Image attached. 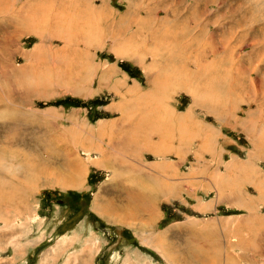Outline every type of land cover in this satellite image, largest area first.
<instances>
[{
	"label": "rangeland",
	"instance_id": "rangeland-1",
	"mask_svg": "<svg viewBox=\"0 0 264 264\" xmlns=\"http://www.w3.org/2000/svg\"><path fill=\"white\" fill-rule=\"evenodd\" d=\"M0 187V264H264V0H7Z\"/></svg>",
	"mask_w": 264,
	"mask_h": 264
},
{
	"label": "bare ground",
	"instance_id": "bare-ground-1",
	"mask_svg": "<svg viewBox=\"0 0 264 264\" xmlns=\"http://www.w3.org/2000/svg\"><path fill=\"white\" fill-rule=\"evenodd\" d=\"M6 1L7 0H0V8L2 7V6H4L5 5V3H6ZM7 6V5H6ZM126 42V41H125ZM120 44V43H119ZM118 46V45H117ZM120 46V45H119ZM122 46H124V45H122ZM124 47H127V45L126 46H124ZM127 49H128V47H127ZM125 51V50H124ZM126 53V52H125ZM124 53V54H125ZM184 61V60H183ZM181 65V64H180ZM181 67V66H180ZM161 68V67H160ZM174 68V67H173ZM185 68V67H184ZM158 69V68H157ZM162 70H163V68H161ZM164 69H166V68H164ZM160 70V69H159ZM157 72H158V70H156ZM180 71V70H179ZM185 71V70H184ZM186 73L188 74V72L186 71ZM155 74H156V72H155ZM158 74V73H157ZM161 74H162V72H161ZM174 74V73H173ZM182 74V73H181ZM186 74V76H188ZM197 74V75H196ZM194 76H198V72L196 73ZM163 75V74H162ZM165 75V74H164ZM171 75V74H170ZM180 75V74H179ZM192 75V73L190 74V76ZM152 76H154V75H152ZM159 76V75H158ZM175 76H177V75H175ZM174 76V77H175ZM182 76V75H181ZM169 77V76H168ZM171 77V76H170ZM174 77H171V78H173V79H175L176 80V78H174ZM177 77H179V76H177ZM154 78V77H153ZM152 78V79H153ZM162 78V77H161ZM163 78H164V76H163ZM184 78V77H183ZM191 78V77H190ZM200 78V77H199ZM151 79V80H152ZM169 80H170V78H168ZM189 78H187V80H188ZM192 79H193V77H192ZM191 79V80H192ZM163 80V79H162ZM185 80V79H184ZM183 80V81H184ZM186 80V81H187ZM193 80H195V79H193ZM200 80V79H199ZM158 81H160V80H158ZM177 81V80H176ZM189 81V80H188ZM196 81H198V80H195V85H196ZM163 82V81H162ZM185 82V81H184ZM192 82V81H191ZM159 83V82H158ZM167 83H169V81H167ZM177 83V82H176ZM157 84V83H156ZM161 83H159V85H160ZM183 84V83H182ZM185 84V83H184ZM183 84V85H184ZM188 84V83H187ZM158 85V84H157ZM169 85V84H168ZM186 85V84H185ZM189 85V84H188ZM194 85V86H195ZM167 86V85H166ZM170 86V85H169ZM193 86V85H192ZM165 87V86H164ZM187 87V86H186ZM201 87V86H200ZM184 88V87H183ZM188 88H191V87H187V90H188ZM202 88V87H201ZM192 89L194 90V87H192ZM191 91V90H190ZM194 92V91H193ZM203 92V91H202ZM201 93V92H200ZM194 94V93H193ZM196 96V95H195ZM202 96V95H201ZM174 114V113H173ZM160 116V115H159ZM163 117H165V116H163ZM185 118H187V117H185ZM174 119V118H173ZM176 119V118H175ZM168 120V119H167ZM170 120V119H169ZM185 119L184 118H178V125L179 124H184V121ZM176 121V120H175ZM189 122H190V120H189ZM192 122V121H191ZM195 122V121H194ZM172 124V123H171ZM189 124V123H188ZM185 125V124H184ZM176 127V126H175ZM188 127V126H187ZM177 128H179V129H181V127H177ZM183 129H185V128H183ZM188 129V128H187ZM188 133V132H187ZM186 133V134H187ZM196 134V133H195ZM150 137V136H149ZM149 137H147V138H149ZM110 138V137H109ZM111 140H109L108 142H110L111 143V145H113V140H112V138H110ZM149 141V140H148ZM88 145V144H87ZM110 145V144H109ZM110 145V146H111ZM151 145V144H150ZM113 147H114V145H113ZM17 156H19V154L17 155ZM16 156V157H17ZM24 157V156H23ZM22 157V158H23ZM24 158H26V157H24ZM110 162V161H109ZM109 162H105V164H107V163H109ZM129 166V165H128ZM127 167V166H126ZM164 173V172H163ZM113 179V178H112ZM175 179V178H174ZM175 181V180H174ZM120 184L122 185L121 187L122 188H124V185H123V181H121L120 182ZM175 184V183H174ZM126 188H128V189H126ZM0 192H3V188L2 187H0ZM153 192V191H152ZM125 193H126V205H129V204H131V205H129V206H126L127 207V210H131V213H132V215H135V214H137V211L140 213V212H149L150 214H153V211H152V206L150 205V204H153L152 203V199L154 198L153 197V195L151 196V195H148V193H145V194H143L142 192H135L134 191V189H132L130 186L128 187V186H125ZM156 197V196H155ZM0 199L2 200V194H0ZM155 199V198H154ZM154 199H153V201H154ZM0 200V201H1ZM139 202V203H137V202ZM137 204H136V203ZM150 206H151V208H150ZM126 214H128V213H126ZM110 216V215H109ZM127 216V215H126ZM124 218H125V216H124ZM123 219V218H122ZM160 236V235H159ZM158 240H159V243L161 242V239H159V237L157 236L156 237ZM163 243V242H162ZM165 244V243H164ZM166 245H168V243L166 242Z\"/></svg>",
	"mask_w": 264,
	"mask_h": 264
}]
</instances>
